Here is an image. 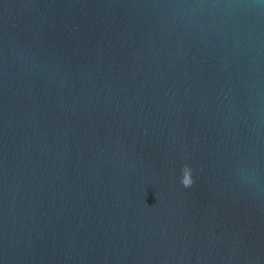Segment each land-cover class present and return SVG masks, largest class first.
Instances as JSON below:
<instances>
[{
	"label": "water",
	"instance_id": "water-1",
	"mask_svg": "<svg viewBox=\"0 0 264 264\" xmlns=\"http://www.w3.org/2000/svg\"><path fill=\"white\" fill-rule=\"evenodd\" d=\"M0 264H264V0H0Z\"/></svg>",
	"mask_w": 264,
	"mask_h": 264
},
{
	"label": "clouds",
	"instance_id": "clouds-1",
	"mask_svg": "<svg viewBox=\"0 0 264 264\" xmlns=\"http://www.w3.org/2000/svg\"><path fill=\"white\" fill-rule=\"evenodd\" d=\"M182 184H183L184 186H188V185L190 184V181H189L188 179H184V180L182 181Z\"/></svg>",
	"mask_w": 264,
	"mask_h": 264
}]
</instances>
